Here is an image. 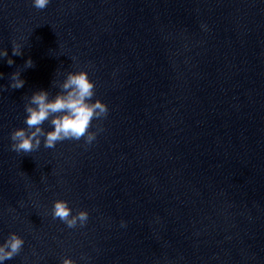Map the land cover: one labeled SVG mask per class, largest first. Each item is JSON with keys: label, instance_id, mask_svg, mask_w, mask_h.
<instances>
[{"label": "clouds", "instance_id": "clouds-1", "mask_svg": "<svg viewBox=\"0 0 264 264\" xmlns=\"http://www.w3.org/2000/svg\"><path fill=\"white\" fill-rule=\"evenodd\" d=\"M50 0H32L33 7L38 10L45 9ZM12 55H22L19 45L12 46ZM7 49L0 50V58L7 57ZM12 65L14 61L7 59ZM33 67V61L29 58L25 68ZM25 81L20 78V72H14L10 76L11 89H20ZM60 91L50 98L49 92L39 90L34 92L25 104L26 128H17L10 133L11 150L17 153L29 154L38 150L43 138V146L46 149H54L58 143L65 140L80 141L91 144L98 131H90L92 121L102 120L108 115V106L100 99H95V82L89 78L88 72L81 70L68 72L66 78L59 84ZM48 122L52 130L46 131L43 124ZM52 218L59 219L68 228L84 227L87 224L89 213L87 210H78L73 214L68 201L57 199L53 202ZM122 226L123 222H122ZM24 239L15 232L8 235L0 244V264L18 256L24 245ZM62 264H75L71 258H64Z\"/></svg>", "mask_w": 264, "mask_h": 264}]
</instances>
